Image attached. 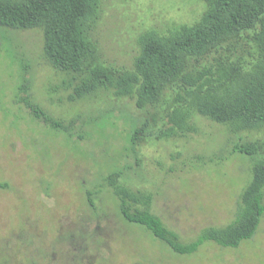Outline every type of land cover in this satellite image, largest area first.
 <instances>
[{
	"label": "rangeland",
	"instance_id": "rangeland-1",
	"mask_svg": "<svg viewBox=\"0 0 264 264\" xmlns=\"http://www.w3.org/2000/svg\"><path fill=\"white\" fill-rule=\"evenodd\" d=\"M102 6L95 39L106 62L127 69L144 31L193 24L205 10L204 0H102ZM43 41L37 29L0 30V264H264V217L238 249L210 242L180 256L122 219L106 180L125 171V183L151 192L153 212L189 243L235 218L252 176L247 157L230 155L240 139L198 117L196 134L133 150L128 136L134 119H143L135 100L101 92L69 101L64 76L42 57ZM24 75L45 110L78 119L83 140L52 133L16 101ZM220 155L229 158L212 164Z\"/></svg>",
	"mask_w": 264,
	"mask_h": 264
},
{
	"label": "trees",
	"instance_id": "trees-1",
	"mask_svg": "<svg viewBox=\"0 0 264 264\" xmlns=\"http://www.w3.org/2000/svg\"><path fill=\"white\" fill-rule=\"evenodd\" d=\"M204 2L205 10L193 24L168 32L144 31L134 65L127 69L106 62L95 39L102 0H0V30L41 31L42 57L64 76L69 101L91 99L101 92L135 100L143 119H134L128 136L133 150L143 143L196 134L198 117L224 126L240 139L232 142L230 155L247 157L252 176L235 218L225 226L203 229L189 243L153 212L151 192L125 183V171L115 170L107 177L122 219L180 256L196 254L210 242L238 249L256 236L264 217V0ZM8 53L14 58L11 50ZM31 90L24 75L16 101L35 121L68 140L84 139L77 131L78 119L53 116ZM228 158L220 155L211 163L219 165Z\"/></svg>",
	"mask_w": 264,
	"mask_h": 264
}]
</instances>
